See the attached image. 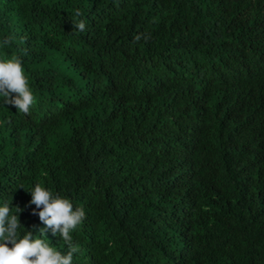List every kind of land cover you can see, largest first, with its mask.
I'll list each match as a JSON object with an SVG mask.
<instances>
[{"label":"trees","instance_id":"obj_1","mask_svg":"<svg viewBox=\"0 0 264 264\" xmlns=\"http://www.w3.org/2000/svg\"><path fill=\"white\" fill-rule=\"evenodd\" d=\"M8 35L36 98H0L24 231L40 183L85 211L73 264H264V0H0Z\"/></svg>","mask_w":264,"mask_h":264},{"label":"clouds","instance_id":"obj_2","mask_svg":"<svg viewBox=\"0 0 264 264\" xmlns=\"http://www.w3.org/2000/svg\"><path fill=\"white\" fill-rule=\"evenodd\" d=\"M81 15L77 10L76 16ZM73 27L84 32L87 26L83 20H79ZM14 39L12 35L4 37L0 47H10ZM0 98L5 105H12L25 115L29 114L36 102L18 55L0 58ZM27 192L31 195L29 204L35 205L31 214L37 215L44 227L39 230V237H34L31 231H24L19 222L18 215L23 211L21 208L17 207L13 211L9 203L0 206V264H73V256L80 249L73 242L72 233L86 218L84 209L75 207L70 199L53 194L40 183ZM48 231L53 236L61 237L67 252L50 246L43 238Z\"/></svg>","mask_w":264,"mask_h":264}]
</instances>
